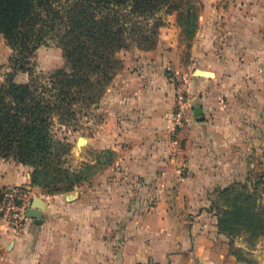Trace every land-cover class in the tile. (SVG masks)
I'll return each mask as SVG.
<instances>
[{
	"label": "crops",
	"instance_id": "crops-1",
	"mask_svg": "<svg viewBox=\"0 0 264 264\" xmlns=\"http://www.w3.org/2000/svg\"><path fill=\"white\" fill-rule=\"evenodd\" d=\"M235 1L226 7L206 1L188 64L179 66L163 48L144 52L130 59L109 89L124 187L157 193V201H171L181 190L179 201H196V191L247 183L231 175L248 166L243 157L249 151L264 155V0ZM181 78L192 109L185 127L173 135ZM197 107L202 119L195 117ZM31 174L30 166L0 158V185L26 187L44 203L41 225L28 219L17 229L0 218V264H35L31 255L42 244L39 234L56 216L86 208L95 214L98 201H113L110 177L87 190L49 197L32 185ZM210 227L195 234L196 243L204 242L185 255L195 264H241L222 245L217 226Z\"/></svg>",
	"mask_w": 264,
	"mask_h": 264
},
{
	"label": "rangeland",
	"instance_id": "rangeland-1",
	"mask_svg": "<svg viewBox=\"0 0 264 264\" xmlns=\"http://www.w3.org/2000/svg\"><path fill=\"white\" fill-rule=\"evenodd\" d=\"M67 1L62 0V4ZM206 1L194 0L199 10V26ZM209 1L224 7L236 2ZM158 13L165 24L160 28L157 45L150 51L163 48L171 52L180 63L179 66L183 67L192 55L191 47L196 36L190 38L185 35L176 13H169L166 9ZM144 52L148 51L133 42L120 50L117 58L121 60L122 68L107 85L101 99L94 105L89 104V107L79 105L76 108L77 121L72 125L55 124L53 135L62 144L56 146L59 152L58 163L84 178L73 191L80 188L87 190L110 177L113 201H98L95 214L86 208L73 211L66 217L56 216L53 226L39 234L42 244L39 248H33L35 253L31 255L35 264H195L189 255H185L191 247L194 249L204 242L200 240L197 244L195 234L211 229V225L217 226L219 230L220 221L231 219L234 201L222 198L223 189L196 191V201H179L177 197L182 194L181 190H177V197L171 201H157V193L124 187L123 176L119 171L122 167L118 164L119 154L113 147L119 133L118 121L109 110L110 104L106 98L109 89L129 66L130 59ZM64 68H67V62L56 39H48L31 53L23 54L20 50H14L0 35V82H6L9 78L17 84L29 83L39 77L46 80L56 70ZM180 81L185 80L181 78ZM82 138L85 143H80ZM12 160L16 161H7ZM243 160L249 163L248 166L238 174L231 175L230 180L247 182L245 184L248 188L243 190L252 195L250 202L259 219L257 225L262 226L264 155L260 151L251 150ZM35 187L49 197L61 194L54 193L47 185ZM229 227L236 234L233 238L219 230L226 251L233 254L235 261L241 264H262L264 232L255 236L242 226L232 224Z\"/></svg>",
	"mask_w": 264,
	"mask_h": 264
},
{
	"label": "trees",
	"instance_id": "trees-1",
	"mask_svg": "<svg viewBox=\"0 0 264 264\" xmlns=\"http://www.w3.org/2000/svg\"><path fill=\"white\" fill-rule=\"evenodd\" d=\"M176 13L185 35L194 38L199 10L194 0H0V35L14 50L31 53L48 39L63 49L67 68L46 80L25 84L11 78L0 82V158L30 166L33 186H49L54 193L73 191L84 178L59 164L53 135L55 124L72 125L79 105H94L122 68L120 50L136 43L150 51L158 43L163 18L158 12ZM83 108V107H82ZM62 145V144H61ZM246 184L223 189L222 198L234 201L231 219L220 221L227 237L232 224L259 236L251 194ZM6 187L0 185V202ZM264 234V233H262ZM1 258V253H0Z\"/></svg>",
	"mask_w": 264,
	"mask_h": 264
},
{
	"label": "built area",
	"instance_id": "built-area-1",
	"mask_svg": "<svg viewBox=\"0 0 264 264\" xmlns=\"http://www.w3.org/2000/svg\"><path fill=\"white\" fill-rule=\"evenodd\" d=\"M188 84L180 81L176 86V107L172 117V133L176 135L186 125V115L192 109ZM35 195L23 186L6 187L0 202V218L21 228L29 219L27 211L32 206Z\"/></svg>",
	"mask_w": 264,
	"mask_h": 264
},
{
	"label": "water",
	"instance_id": "water-1",
	"mask_svg": "<svg viewBox=\"0 0 264 264\" xmlns=\"http://www.w3.org/2000/svg\"><path fill=\"white\" fill-rule=\"evenodd\" d=\"M197 75L202 76L204 75V73L198 71ZM195 117L199 119L203 118L201 107H197L195 109ZM80 143H85V139L83 138L80 139ZM43 209H44V203L38 197H35L32 206L27 211V217L29 219H33L37 225H41L43 223V216H44Z\"/></svg>",
	"mask_w": 264,
	"mask_h": 264
}]
</instances>
